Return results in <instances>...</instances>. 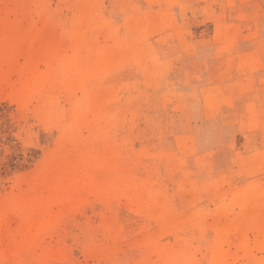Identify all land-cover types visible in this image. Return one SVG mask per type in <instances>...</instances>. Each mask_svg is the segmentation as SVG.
<instances>
[{
	"label": "rangeland",
	"instance_id": "obj_1",
	"mask_svg": "<svg viewBox=\"0 0 264 264\" xmlns=\"http://www.w3.org/2000/svg\"><path fill=\"white\" fill-rule=\"evenodd\" d=\"M0 264H264V0H0Z\"/></svg>",
	"mask_w": 264,
	"mask_h": 264
}]
</instances>
